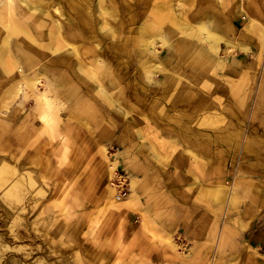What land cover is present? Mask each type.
I'll return each mask as SVG.
<instances>
[{
    "label": "bare ground",
    "instance_id": "bare-ground-1",
    "mask_svg": "<svg viewBox=\"0 0 264 264\" xmlns=\"http://www.w3.org/2000/svg\"><path fill=\"white\" fill-rule=\"evenodd\" d=\"M242 2L0 0V217L11 238L40 239L44 254L56 252L63 238L53 232L64 225L36 202L45 187L41 167L66 164L62 172L71 176L81 162L99 160L106 178L99 213L137 215L141 241L182 258L172 232L157 227L149 206L137 209L138 202L169 206L174 215L164 227L203 203L211 213L203 217L201 232L211 231L195 240L224 247V212L221 220L217 216L237 205L235 183L224 184L225 157L247 148L238 128L264 54L263 12ZM222 45L226 59L219 56ZM235 51L251 55L252 62ZM113 143L119 153L109 151ZM90 147L96 156L84 154ZM122 163L128 165L127 195H119L113 183ZM242 190L260 194L263 188L245 182ZM151 211L158 214L157 205ZM218 222L221 229L214 233ZM98 223L96 216L92 224ZM40 247L11 245L0 230V264H25L15 254L27 260ZM192 255L183 261L220 264L217 249L211 257L205 251ZM81 258L74 264L112 262L105 251ZM31 264L50 262L39 256Z\"/></svg>",
    "mask_w": 264,
    "mask_h": 264
},
{
    "label": "rangeland",
    "instance_id": "rangeland-1",
    "mask_svg": "<svg viewBox=\"0 0 264 264\" xmlns=\"http://www.w3.org/2000/svg\"><path fill=\"white\" fill-rule=\"evenodd\" d=\"M242 1L243 5L258 6L259 10L264 13V0ZM263 13L261 14L264 16ZM244 24L243 21L239 23L238 29L243 28ZM235 37H238L236 33ZM224 51L225 46L222 45L219 56L226 59L227 55L223 54ZM233 55L244 59L246 62H252L251 55L244 56L240 51H235ZM262 57L263 61L257 66L254 81L248 87L250 88L248 94L249 110L242 118V124L238 128L242 141H247L245 142L247 148L243 150L241 145V147L239 146L238 157H236V151L232 152L229 159L225 157L228 162V168L224 170V184L226 186L229 185L227 187L230 188V185L235 183L237 205L226 212L221 210L217 216L221 220V214L224 212V247L219 245L218 241L210 243L207 242V239L195 240L196 237L207 235L211 231L203 230L201 232L202 226L205 224L203 223V217H208L211 213L203 211L205 209V204L203 203H200V206L194 211H181V214L173 223L169 224L168 227H164L163 222H172L174 215L169 206L159 200L147 202L146 198H140L141 200L138 202L137 209H140V206H149L150 217L157 227L160 226L161 230L165 229L168 232H172L171 235L174 242L183 247V252L179 250L182 258H178L172 252L157 246L152 241H141L137 215L126 214L116 217L108 214L107 211L104 214L99 213L104 207V202L100 195H105L106 178L104 164L99 163V160H95L81 162L76 172L71 176L62 172L63 168L66 169V164L49 163L44 164L42 167L41 164L38 167V169L41 167L46 178L43 185L45 187L42 190L44 193L36 196V202L42 207L47 216H54L55 218L60 216L59 218L64 225L59 233L53 232L54 235H59V237L61 235L63 238L56 252L54 249V252H46L44 254L47 251L46 246L40 239L33 243L29 241L18 242L11 238L7 230L9 226L5 225L3 227L1 225L4 214L0 211V214L2 213L3 215V217H0V230L6 234L7 240L11 245H26L28 243L29 246L33 247L37 244L41 246V250L27 260L19 254H15V257L25 264L33 263L39 256L45 257L50 264H61V261L65 264H74L76 257L83 261L84 258H81V256H84L85 253L105 251L112 260V262H109L111 264H189L191 259L183 261L185 256L193 253V259L197 252L205 251L211 257L212 251L214 250L215 252L217 249L219 250L217 261L220 264H224L225 261H229V264H264V161H260L262 160L260 157L264 153V80L262 79L264 74V54ZM252 113L255 116L251 118ZM108 146H112L109 151L113 154L121 151V147L117 143ZM87 153L96 156V147H90L89 151L84 150V154ZM235 157L236 159H234ZM125 167H128V165L123 163L120 165V177H116L113 181L117 193L122 195L130 193L129 174H126ZM46 170H48V173H46ZM253 175L258 177L255 178ZM241 176H244V178ZM40 181L43 182L44 180L40 179ZM245 182L260 186L263 191L257 194L254 191L242 190ZM247 188L250 187L247 186ZM153 205H157L158 214H154L151 211ZM68 213L70 216H68ZM160 213L161 217H159ZM96 216L99 218L97 226L92 224ZM77 219L82 225L79 228L75 222ZM74 222L75 226L73 224L72 230L75 228V231L72 239L69 238L72 230L67 234H60L66 226L72 225L71 223ZM90 227L94 229L92 233L89 231ZM218 229H221L219 222L214 228V233ZM136 236L137 239H135ZM59 250H65V254L61 255V252H57ZM75 253H77V256L72 258ZM112 255H114V260ZM196 262L193 264H196ZM208 262L204 259L201 264H208ZM2 264H5V262Z\"/></svg>",
    "mask_w": 264,
    "mask_h": 264
}]
</instances>
